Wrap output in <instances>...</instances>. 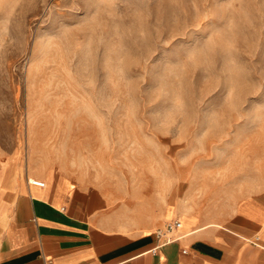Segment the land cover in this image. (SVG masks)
<instances>
[{
  "label": "rangeland",
  "instance_id": "rangeland-1",
  "mask_svg": "<svg viewBox=\"0 0 264 264\" xmlns=\"http://www.w3.org/2000/svg\"><path fill=\"white\" fill-rule=\"evenodd\" d=\"M9 165L136 222L225 215L264 189V0H0Z\"/></svg>",
  "mask_w": 264,
  "mask_h": 264
},
{
  "label": "crops",
  "instance_id": "crops-1",
  "mask_svg": "<svg viewBox=\"0 0 264 264\" xmlns=\"http://www.w3.org/2000/svg\"><path fill=\"white\" fill-rule=\"evenodd\" d=\"M42 179L0 167V264H264V189L213 220L170 207L136 222L103 188Z\"/></svg>",
  "mask_w": 264,
  "mask_h": 264
},
{
  "label": "built area",
  "instance_id": "built-area-1",
  "mask_svg": "<svg viewBox=\"0 0 264 264\" xmlns=\"http://www.w3.org/2000/svg\"><path fill=\"white\" fill-rule=\"evenodd\" d=\"M32 184L35 186H39V187H45L46 186V183L42 180H34L32 182ZM182 225L183 224L180 220H177V219L171 220L166 224L165 228L159 229L157 234H158V236H164V235L170 234V233L174 232L175 230L180 229L182 227ZM169 240H171V238L168 237L167 241H169Z\"/></svg>",
  "mask_w": 264,
  "mask_h": 264
}]
</instances>
